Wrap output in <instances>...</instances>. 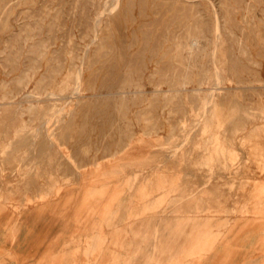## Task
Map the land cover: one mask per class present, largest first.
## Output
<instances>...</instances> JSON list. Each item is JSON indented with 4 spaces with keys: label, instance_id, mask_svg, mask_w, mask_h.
Instances as JSON below:
<instances>
[{
    "label": "rangeland",
    "instance_id": "374dc122",
    "mask_svg": "<svg viewBox=\"0 0 264 264\" xmlns=\"http://www.w3.org/2000/svg\"><path fill=\"white\" fill-rule=\"evenodd\" d=\"M193 213L264 264V0H0V224L35 217L19 263L71 264L90 236L95 264L115 221L127 264H165Z\"/></svg>",
    "mask_w": 264,
    "mask_h": 264
},
{
    "label": "crops",
    "instance_id": "0c3cea01",
    "mask_svg": "<svg viewBox=\"0 0 264 264\" xmlns=\"http://www.w3.org/2000/svg\"><path fill=\"white\" fill-rule=\"evenodd\" d=\"M158 189L163 190L159 193L164 194L165 192L172 191L174 188H166L164 187H156V186H151V189L149 187V194L153 195L152 193L154 191H157ZM167 189V190H166ZM149 195V197H150ZM38 195H31L30 198L33 202V199L36 198ZM154 196V195H153ZM117 199L115 202L116 204H120V201ZM118 201V202H117ZM146 201V200H144ZM75 203V202H74ZM154 202L151 203H146L143 204L140 210L138 211H133L132 208L129 209L126 208V214L127 216H133L137 215L139 213H143L147 210H150L155 206L153 204ZM32 206L37 205V204H31ZM30 205V206H31ZM113 205V204H112ZM110 206V208L112 207ZM119 206V205H118ZM79 207H82L83 210L85 211V200L82 199V196L79 195L77 199V204L75 205V208L73 211L79 212ZM33 208V207H32ZM118 207L115 208L113 206L112 209H110L111 212L117 213ZM114 210V211H113ZM108 211V212H110ZM190 211V210H189ZM195 211V210H194ZM192 210V212H194ZM185 218V222L191 221V226H192V231H190V236L189 238L182 244V245H177L172 243L171 251L170 254L168 255L167 261L165 264H227L224 263V261H231L228 264H239L241 259H244L246 251H245V246L244 245H239L238 243L235 242V246L233 248V255L228 254V248L226 247V239L227 236L229 235V232L225 226V221L220 220L216 223V229H211L206 227L209 223L210 218H201L199 219L197 214L193 215H188ZM33 219H35L34 216L26 219V222L19 223L17 225H11V226H3L0 224V264H20L19 263V258L21 259L20 262L26 263L25 259L27 256H25L26 250L25 248L28 249V253L34 251V247L32 244L29 242V239L31 238V235L36 234V231L31 233V228ZM114 221V220H113ZM115 222V221H114ZM114 222H111L113 224V229L112 231L109 232L108 237H103L102 242L104 244H111L114 248L111 250L106 247V249L102 252L99 253V258L97 257V261L95 264H127L128 260L123 257V253L121 252V248H124V243H123V238H122V232L123 228L119 227V225L115 224ZM183 223V222H182ZM111 224V225H112ZM60 226L57 228L59 229ZM55 228V227H54ZM36 229V228H35ZM37 230V229H36ZM57 230V229H56ZM53 228L45 230H38L41 235H43V232L47 231V235L53 234L54 231H56ZM157 230H159L158 225H154L153 229L151 230L154 232V237L151 238L152 244H160L161 240L158 239L157 236ZM235 233H240L239 229L236 232V229L234 227ZM98 232V231H97ZM260 233V228H258V232ZM98 236L100 235L99 233L97 234ZM43 238V236H41ZM31 240V239H30ZM45 240V238L43 239ZM93 237L89 238L85 237L82 238L81 242L83 244L78 243L76 248H66L64 251L63 257L67 260H73L71 264H79L82 260L80 259L79 255L77 256L76 253L82 252L83 250L85 251L82 256L84 257L85 255V260L84 263H86L87 258H89V252H90V246H92L93 243ZM43 245L45 242H42ZM74 244V243H73ZM165 244H169L168 242L165 241ZM43 245L40 243L38 248L36 250L42 249ZM82 245V246H81ZM89 247V248H88ZM253 247V246H252ZM251 247V249H252ZM119 249V250H118ZM7 250V255L5 256V251ZM148 257V255H147ZM27 260V259H26ZM70 264V262H69Z\"/></svg>",
    "mask_w": 264,
    "mask_h": 264
},
{
    "label": "bare ground",
    "instance_id": "6f19581e",
    "mask_svg": "<svg viewBox=\"0 0 264 264\" xmlns=\"http://www.w3.org/2000/svg\"><path fill=\"white\" fill-rule=\"evenodd\" d=\"M248 222H249V221H248ZM236 234H237V233H236ZM239 235H241V234H239ZM239 235H238V236H239ZM235 236H236V235H235ZM228 237H229V236H228ZM238 238H239V237H238ZM238 238H237V239H238ZM241 238H243V237L241 236ZM235 239H236V237H235ZM244 239H245V238H244ZM232 240H233V239H232ZM246 240H247V239H246ZM226 241H227V240H226ZM241 241L243 242V241H245V240H242V239H241ZM242 242H240V243L238 242L239 245L242 244ZM231 243H232V241H231ZM249 243H250V242H249ZM228 244H229V243H228ZM242 245H243V244H242ZM231 251H232V250H231ZM231 254L233 255L232 252H231ZM227 264H228V263H227Z\"/></svg>",
    "mask_w": 264,
    "mask_h": 264
}]
</instances>
